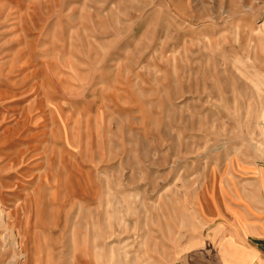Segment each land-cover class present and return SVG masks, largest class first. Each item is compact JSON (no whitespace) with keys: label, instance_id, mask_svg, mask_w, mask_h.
<instances>
[{"label":"rangeland","instance_id":"rangeland-1","mask_svg":"<svg viewBox=\"0 0 264 264\" xmlns=\"http://www.w3.org/2000/svg\"><path fill=\"white\" fill-rule=\"evenodd\" d=\"M263 159L264 0H0V264H176Z\"/></svg>","mask_w":264,"mask_h":264},{"label":"crops","instance_id":"crops-1","mask_svg":"<svg viewBox=\"0 0 264 264\" xmlns=\"http://www.w3.org/2000/svg\"><path fill=\"white\" fill-rule=\"evenodd\" d=\"M249 183V190L238 192L229 220L186 241L176 264H264V159L255 164Z\"/></svg>","mask_w":264,"mask_h":264}]
</instances>
